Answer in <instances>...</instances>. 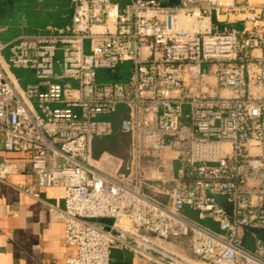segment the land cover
Wrapping results in <instances>:
<instances>
[{"label": "built area", "instance_id": "obj_1", "mask_svg": "<svg viewBox=\"0 0 264 264\" xmlns=\"http://www.w3.org/2000/svg\"><path fill=\"white\" fill-rule=\"evenodd\" d=\"M168 1L72 0L66 27L0 38V180L26 153V193L64 188L65 264H264V1ZM119 113L127 155L95 158Z\"/></svg>", "mask_w": 264, "mask_h": 264}, {"label": "crops", "instance_id": "obj_2", "mask_svg": "<svg viewBox=\"0 0 264 264\" xmlns=\"http://www.w3.org/2000/svg\"><path fill=\"white\" fill-rule=\"evenodd\" d=\"M252 1L259 3L264 0ZM50 28L59 27L48 26V30ZM3 29L0 26V31ZM97 142L96 139L93 144L95 158L104 151L110 152L107 149L98 150ZM3 160L0 264H65L66 259L75 254V249L66 246L64 225L52 219L50 212L52 206L64 208V188H35L39 193L36 198L25 192V188L35 185V176L28 166V155L4 151Z\"/></svg>", "mask_w": 264, "mask_h": 264}, {"label": "trees", "instance_id": "obj_3", "mask_svg": "<svg viewBox=\"0 0 264 264\" xmlns=\"http://www.w3.org/2000/svg\"><path fill=\"white\" fill-rule=\"evenodd\" d=\"M179 0H169L166 4L174 6ZM74 12L72 0H0V38L9 41L14 37L26 34H39L48 31V26L66 27L70 24ZM130 73L129 63L121 64L115 71L100 70V82H125ZM120 113L111 119L115 132L107 138H96L98 150L108 151L125 157L129 138L118 129ZM95 139V140H96ZM94 140V141H95ZM264 237V231H256Z\"/></svg>", "mask_w": 264, "mask_h": 264}, {"label": "water", "instance_id": "obj_4", "mask_svg": "<svg viewBox=\"0 0 264 264\" xmlns=\"http://www.w3.org/2000/svg\"><path fill=\"white\" fill-rule=\"evenodd\" d=\"M97 222H105L109 225L113 223V219H95ZM104 229H108V226H103ZM111 264H132L133 253L126 249H111L110 253Z\"/></svg>", "mask_w": 264, "mask_h": 264}]
</instances>
